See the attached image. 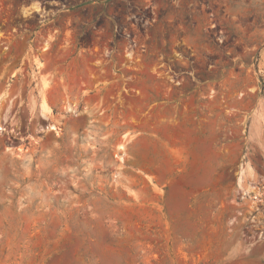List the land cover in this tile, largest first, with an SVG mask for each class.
Instances as JSON below:
<instances>
[{"label": "rangeland", "instance_id": "1", "mask_svg": "<svg viewBox=\"0 0 264 264\" xmlns=\"http://www.w3.org/2000/svg\"><path fill=\"white\" fill-rule=\"evenodd\" d=\"M260 107L264 0H0V264H264Z\"/></svg>", "mask_w": 264, "mask_h": 264}, {"label": "bare ground", "instance_id": "2", "mask_svg": "<svg viewBox=\"0 0 264 264\" xmlns=\"http://www.w3.org/2000/svg\"><path fill=\"white\" fill-rule=\"evenodd\" d=\"M258 112H261V114L264 115V108H263V107H260V110H259ZM258 116H260V115H258ZM52 128L54 129L55 127H52ZM123 148H124L123 145H121V146L119 147V149H123Z\"/></svg>", "mask_w": 264, "mask_h": 264}]
</instances>
